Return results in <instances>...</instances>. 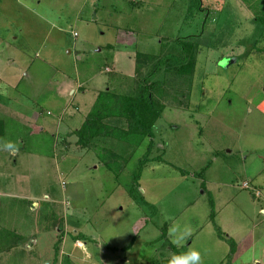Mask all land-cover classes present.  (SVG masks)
<instances>
[{
    "label": "rangeland",
    "instance_id": "rangeland-1",
    "mask_svg": "<svg viewBox=\"0 0 264 264\" xmlns=\"http://www.w3.org/2000/svg\"><path fill=\"white\" fill-rule=\"evenodd\" d=\"M258 14L257 0H0V264H164L190 249L264 264ZM178 40L199 46L182 78L136 58L172 63ZM141 61L165 110L150 160L139 148L114 172L74 132L102 92H135ZM173 222L191 229L179 245Z\"/></svg>",
    "mask_w": 264,
    "mask_h": 264
},
{
    "label": "trees",
    "instance_id": "trees-1",
    "mask_svg": "<svg viewBox=\"0 0 264 264\" xmlns=\"http://www.w3.org/2000/svg\"><path fill=\"white\" fill-rule=\"evenodd\" d=\"M257 3L259 14L254 24L259 33L264 35V0H257ZM174 47L177 49L171 56L172 63L163 59L162 55L143 53L142 56L136 58L140 60L143 57L153 63L156 62L159 71L163 63L172 64V69L165 71L182 78L183 73L186 72L185 75H187L194 70L195 55L199 52V46L195 42L193 44V42L178 40L174 43ZM147 65L148 63L145 64L143 61L138 64L139 72L136 73L138 79L133 94L117 95L110 91L102 92L94 102L86 121L74 132L79 139L77 144L81 148L93 150L99 163L114 172L117 170L120 172L125 165L130 164L139 148L146 149L138 162L139 167L144 165L150 160L149 156L154 149V131L165 110V105L163 101L157 99V94L159 95L162 91L158 93L155 90L161 84L159 83L156 87L155 83H148L149 77L155 73L157 75L158 70H149L146 75L140 72L143 66L148 68ZM105 100L107 104H102ZM148 138H151L149 143ZM153 158L158 159V157ZM130 194L134 195V192L131 191ZM0 244H4L2 239ZM170 249L177 251L174 246ZM164 264H168V261Z\"/></svg>",
    "mask_w": 264,
    "mask_h": 264
},
{
    "label": "clouds",
    "instance_id": "clouds-1",
    "mask_svg": "<svg viewBox=\"0 0 264 264\" xmlns=\"http://www.w3.org/2000/svg\"><path fill=\"white\" fill-rule=\"evenodd\" d=\"M6 148L11 149L13 146L9 143L5 145ZM191 229L187 226L181 227L178 223L173 222V224L168 229V234L172 237L171 242L173 244L179 245L185 238L190 235ZM201 256L198 251L189 250L187 253L182 256L172 255L168 264H200Z\"/></svg>",
    "mask_w": 264,
    "mask_h": 264
},
{
    "label": "crops",
    "instance_id": "crops-1",
    "mask_svg": "<svg viewBox=\"0 0 264 264\" xmlns=\"http://www.w3.org/2000/svg\"><path fill=\"white\" fill-rule=\"evenodd\" d=\"M14 154H16V152H14ZM30 206H31V209H34L35 207H37V203H30ZM213 216H214V214H212ZM3 230H7V229H3ZM8 230H11V229H8ZM11 234L9 233L8 235L10 236V237H12L13 236V233H14V230H11ZM32 246H30L29 248H31ZM177 249L179 248V247H176ZM147 260H149V257L147 258ZM149 262V261H148Z\"/></svg>",
    "mask_w": 264,
    "mask_h": 264
}]
</instances>
